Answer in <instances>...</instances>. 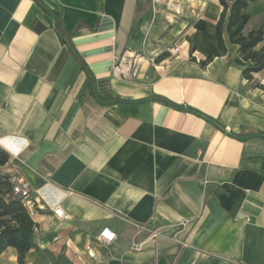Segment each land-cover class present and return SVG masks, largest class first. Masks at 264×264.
Here are the masks:
<instances>
[{"label":"crops","instance_id":"1","mask_svg":"<svg viewBox=\"0 0 264 264\" xmlns=\"http://www.w3.org/2000/svg\"><path fill=\"white\" fill-rule=\"evenodd\" d=\"M41 1L71 47L34 0H0V174L72 195L65 219L46 206L30 215L23 263L264 264V138L235 136L264 132V70L244 78L250 62L226 32V53L200 65L219 0ZM243 12L244 31L258 27L264 0ZM126 49L144 58L117 78ZM0 264H18L13 247Z\"/></svg>","mask_w":264,"mask_h":264},{"label":"trees","instance_id":"2","mask_svg":"<svg viewBox=\"0 0 264 264\" xmlns=\"http://www.w3.org/2000/svg\"><path fill=\"white\" fill-rule=\"evenodd\" d=\"M34 1L53 18L55 30L58 32L62 43L71 47L68 39L71 32L65 30L59 12L47 7L41 0ZM249 1L252 0H219L222 9L215 24L216 45L210 50L206 58L200 62V65L204 66L214 57L226 53V46L222 38L223 32H226L229 41L238 45L241 58L250 62L242 70V76L250 80L254 73L264 70V45L256 49V46L264 40V19L258 27L244 31L250 16L244 13L243 9ZM78 27L79 25L74 29ZM189 50L190 53L194 50V44L191 41ZM76 58L80 66L85 68L79 56L76 55ZM92 94L97 98L94 91H92ZM156 98L161 103L172 106L165 99ZM190 111L194 112L193 110ZM207 120L210 119L207 118ZM235 136L240 139L264 138V132L255 131ZM8 159L9 155L0 147V166L4 165ZM8 246L16 250L18 264H24L25 254L34 246V222L20 199L13 195L10 176L0 174V252Z\"/></svg>","mask_w":264,"mask_h":264},{"label":"built area","instance_id":"3","mask_svg":"<svg viewBox=\"0 0 264 264\" xmlns=\"http://www.w3.org/2000/svg\"><path fill=\"white\" fill-rule=\"evenodd\" d=\"M178 50V46L173 45L169 51L171 54H175ZM144 56L138 52H133L128 49L124 50L116 60V63L112 68V75L117 78H132L137 76L140 68V63ZM148 60L153 61V57H147ZM12 183L13 195L17 196L25 210L29 215H32L37 209H42L45 206L48 207L54 216V218L61 220L68 217L61 206V199L64 196L72 195L69 190H55L46 188L33 189L29 181L17 174L10 176ZM52 193H55L54 196ZM182 225L184 222L181 223ZM160 234L158 229L151 232L152 236ZM116 234L108 227L103 228L97 235V240L101 243L108 244L114 238ZM141 243L134 242L133 249H140Z\"/></svg>","mask_w":264,"mask_h":264}]
</instances>
